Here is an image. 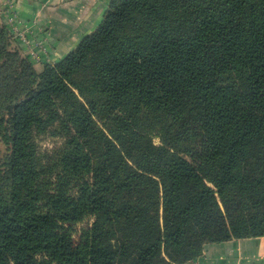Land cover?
I'll list each match as a JSON object with an SVG mask.
<instances>
[{
	"label": "trees",
	"instance_id": "16d2710c",
	"mask_svg": "<svg viewBox=\"0 0 264 264\" xmlns=\"http://www.w3.org/2000/svg\"><path fill=\"white\" fill-rule=\"evenodd\" d=\"M0 141V264L264 237V0H110L41 70L0 16Z\"/></svg>",
	"mask_w": 264,
	"mask_h": 264
},
{
	"label": "crops",
	"instance_id": "0c3cea01",
	"mask_svg": "<svg viewBox=\"0 0 264 264\" xmlns=\"http://www.w3.org/2000/svg\"><path fill=\"white\" fill-rule=\"evenodd\" d=\"M5 0H0V9ZM17 26L42 59L36 67L62 60L103 21L110 0H14ZM25 52L27 48L23 45ZM2 151V150H1ZM0 151V152H1ZM187 264H264V237L207 244Z\"/></svg>",
	"mask_w": 264,
	"mask_h": 264
},
{
	"label": "built area",
	"instance_id": "2783aa9c",
	"mask_svg": "<svg viewBox=\"0 0 264 264\" xmlns=\"http://www.w3.org/2000/svg\"><path fill=\"white\" fill-rule=\"evenodd\" d=\"M0 16L9 25L15 37L20 41L21 45H25L27 48L26 54L29 55L36 63H42L41 58L35 52L30 40L26 33L17 26L18 14L15 10L14 0H5L3 7L0 9ZM24 49V47H23ZM25 51V49H24Z\"/></svg>",
	"mask_w": 264,
	"mask_h": 264
},
{
	"label": "rangeland",
	"instance_id": "374dc122",
	"mask_svg": "<svg viewBox=\"0 0 264 264\" xmlns=\"http://www.w3.org/2000/svg\"><path fill=\"white\" fill-rule=\"evenodd\" d=\"M37 64V63H36ZM42 69V66L41 64L38 66V70H41ZM62 139L60 138H44L42 139L41 141V147L43 150H49V149H52L53 147L57 146V145H60V142H61ZM155 141L157 143H159V139L156 138ZM5 148L3 143L0 141V151Z\"/></svg>",
	"mask_w": 264,
	"mask_h": 264
}]
</instances>
